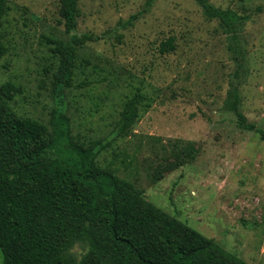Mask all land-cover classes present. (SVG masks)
Here are the masks:
<instances>
[{"label": "rangeland", "instance_id": "374dc122", "mask_svg": "<svg viewBox=\"0 0 264 264\" xmlns=\"http://www.w3.org/2000/svg\"><path fill=\"white\" fill-rule=\"evenodd\" d=\"M146 1L79 0L78 32L104 38L78 46L74 85L61 105L60 58L49 41L69 40L60 0H7L0 85L20 86L11 106L50 129L63 110L72 140L94 148L101 166L230 253L264 264V139L239 127L227 104L237 85L241 110L264 130V0H208L249 16L237 26L240 56L199 0ZM171 37L175 48L162 52ZM136 93L138 117L118 133Z\"/></svg>", "mask_w": 264, "mask_h": 264}, {"label": "trees", "instance_id": "16d2710c", "mask_svg": "<svg viewBox=\"0 0 264 264\" xmlns=\"http://www.w3.org/2000/svg\"><path fill=\"white\" fill-rule=\"evenodd\" d=\"M153 1L147 0L146 5ZM199 1L231 33L242 55L237 26L249 16ZM78 2L60 0L69 40L49 39L60 58L55 89L61 105L65 88L74 85L78 46L104 38L78 32ZM9 8L7 0H0V59L7 52L1 26ZM174 48V37L161 43L162 52ZM21 92L12 81L0 85L2 264H251L149 201L131 180L101 166L94 148L72 140L70 118L63 110H55L52 129L17 113L10 100ZM139 103V93L126 103L118 133L135 123ZM227 104L239 127L264 139V130L241 110L237 85Z\"/></svg>", "mask_w": 264, "mask_h": 264}]
</instances>
